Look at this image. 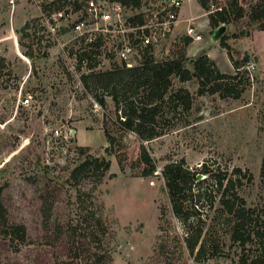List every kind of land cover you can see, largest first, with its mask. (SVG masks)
<instances>
[{"label":"rangeland","instance_id":"rangeland-1","mask_svg":"<svg viewBox=\"0 0 264 264\" xmlns=\"http://www.w3.org/2000/svg\"><path fill=\"white\" fill-rule=\"evenodd\" d=\"M228 1L214 0L210 12ZM78 2L82 0H62L60 6L76 7ZM238 2L247 13L248 0ZM43 5L31 0H0V184L6 186L4 203L11 221L24 223L30 235L28 247H21V252L17 242L0 246L1 263L99 264L94 255L98 259L103 249L112 251L111 264H241L242 258L253 259L258 245L242 247L231 239L229 216L222 211L218 195L213 204L204 201L202 239L208 240L207 248L201 256L196 252L191 255L185 246L186 228L172 211L162 170L169 162L184 158L191 169H202L206 163L218 173H227L236 181V191L246 206L255 209L258 227L264 229V31L258 23L251 22L247 14L226 26V49L221 45L223 33L215 38L218 29L212 31L208 26L210 12L198 0L186 1L181 28L186 30L193 18L202 40L185 47V33L173 35L157 50L158 58L172 59L183 52L192 69L193 61L208 55L227 74L236 72L231 57L238 63L248 58L249 62L239 68L241 96H199L196 78L181 82L173 77L169 93L188 90L193 97L191 110L172 112L166 108L165 134L140 141L134 133L114 127L115 107L110 97L105 96L102 107L84 90L80 77L92 70L70 69L66 54L75 48L73 35L66 23L47 22L44 16L51 12H43ZM26 24L30 26L28 40L22 31ZM55 24L60 26L52 31ZM23 43L33 46V59L25 56L28 48ZM116 63L101 64L95 71L121 66ZM28 95L32 97L30 105L21 106L20 99ZM104 121L116 138L113 144L104 134ZM142 147L156 165L149 177L142 176L143 166L138 161ZM89 158H105L111 162L110 169L101 180L93 168L72 178L71 172ZM235 168L243 173L236 174ZM248 174L250 182L244 176ZM50 191L56 194L52 222H71L79 228L78 235L86 234L71 246L73 255L80 251L75 260L68 257L63 236L57 241L50 230L45 234L47 218L40 197L48 194L51 198ZM78 195L84 199L82 204ZM86 212L103 214L105 235H99L100 225L93 228L98 232L92 237L83 229ZM111 232L113 240L109 239ZM87 249L88 256L84 254Z\"/></svg>","mask_w":264,"mask_h":264},{"label":"trees","instance_id":"trees-1","mask_svg":"<svg viewBox=\"0 0 264 264\" xmlns=\"http://www.w3.org/2000/svg\"><path fill=\"white\" fill-rule=\"evenodd\" d=\"M56 0L51 4L43 6V12L58 11L62 8L60 2ZM127 6L138 8L141 0H115ZM200 5L210 12V7L214 6V0H198ZM77 4V3H76ZM249 11L246 13L244 5L238 0H229L223 7H217L208 14V26L215 31L222 25L229 26L238 23L248 14L251 22L258 23V28L264 31V0H248ZM53 7V9H52ZM30 26L26 24L23 28L24 39H30ZM239 35L234 34L233 37ZM228 34L225 32L221 36L222 47L229 49L227 44ZM185 47L189 46L193 40L190 37L182 39ZM27 46L26 57L33 59V46L23 43ZM233 65L236 69L235 74H227L221 72L216 62L208 55H201L197 60L193 61L192 69L187 66L185 53H180L177 57L166 60L148 59L143 65L133 68L125 66H115L109 71H95L82 74L80 81L84 90L91 93L98 104L102 107L106 105L105 96H108L114 102L115 116L113 117L114 127L120 132H132L140 141H151L165 134L164 110L167 108L172 112H189L193 104V97L186 89H179L176 92L169 93L172 86V78L177 77L181 82H187L194 78L198 80L199 96L219 94L221 98L238 99L241 91L238 87L242 84V76L239 68L249 62L248 58L243 63H238L231 57ZM3 62L4 59H1ZM33 67L35 65H32ZM91 69L93 67H90ZM80 71V68H78ZM104 134L110 144L116 140L109 131L108 121L103 123ZM81 150H84L83 148ZM108 151V149H107ZM143 166L142 176H152L156 171V165L153 157L148 153L145 147L138 158ZM111 162L105 158H89L82 162L71 172L74 179L86 174L90 168L99 174L101 178L110 169ZM202 169L190 168L186 160L180 159L166 164L162 170V177L172 206V211L186 228L185 246L189 253L193 255L195 252L201 256L207 248V241L204 239L205 215L204 201L208 200L213 204L217 195L220 197L219 204L222 211L229 216L227 227L230 229L231 239L240 243L242 247L248 244L258 245L257 254L251 260L247 258L241 259V264H264V229L258 227L255 209L246 206L245 200L239 196L236 191V181L233 177H228L227 173H218L212 166L206 163L202 164ZM236 174H241V168H235ZM205 178L199 180L198 176ZM247 181H251V175H244ZM261 176L264 180V158L261 166ZM240 186L243 185L240 179H237ZM6 186L0 184V246L9 245V243L17 242V250L21 252V247H28L30 243V235L28 228L24 223L13 222L10 219L8 208L4 203V193ZM48 191V190H46ZM45 191V192H46ZM212 191L216 195H212ZM44 192V193H45ZM43 193V194H44ZM82 194V193H81ZM51 198L41 195V210L46 216L45 234L53 232V237L59 241L60 237H64L68 251V257L71 260L79 258L80 251L75 250L72 254V247L78 237L86 238V234L77 233L78 227H73L71 222L65 224L52 222L55 210L56 194L50 191ZM78 200L83 203L84 199L78 195ZM82 211L86 207H81ZM104 216L102 213L94 214L86 212L83 216V228L87 230L89 236L106 234L107 227L104 224ZM100 225L98 231L94 230ZM257 226V228H254ZM93 229V231H92ZM114 232V231H112ZM109 233V239H115L114 233ZM50 236V235H48ZM52 236V235H51ZM203 238V239H202ZM98 239V238H97ZM209 244V243H208ZM85 247L88 248L86 243ZM212 249L216 246L212 244ZM87 252L89 250L87 249ZM99 264L112 263V251L106 252L103 249V255L97 259ZM91 257V255H90ZM2 257L0 254V264Z\"/></svg>","mask_w":264,"mask_h":264},{"label":"built area","instance_id":"built-area-1","mask_svg":"<svg viewBox=\"0 0 264 264\" xmlns=\"http://www.w3.org/2000/svg\"><path fill=\"white\" fill-rule=\"evenodd\" d=\"M31 1L41 6L56 0ZM186 1L141 0L140 7L134 8L115 0H82L76 7L52 11L44 17L47 22L66 23L73 35L75 48L66 54L71 70H97L101 64L116 62L133 68L148 59L166 60L158 58L157 50L170 42ZM189 20L185 35L201 41L193 18ZM56 26L60 24H55L52 31ZM31 99L30 95L20 99L21 106L28 107Z\"/></svg>","mask_w":264,"mask_h":264},{"label":"crops","instance_id":"crops-1","mask_svg":"<svg viewBox=\"0 0 264 264\" xmlns=\"http://www.w3.org/2000/svg\"><path fill=\"white\" fill-rule=\"evenodd\" d=\"M182 14H183V12H181V16H182ZM183 17V16H182ZM181 19H180V21L178 22V24H177V26H176V28H175V30H174V35L175 36H178V35H181V34H184L185 33V31L186 30H184V29H182L181 28ZM187 28V27H186Z\"/></svg>","mask_w":264,"mask_h":264},{"label":"water","instance_id":"water-1","mask_svg":"<svg viewBox=\"0 0 264 264\" xmlns=\"http://www.w3.org/2000/svg\"><path fill=\"white\" fill-rule=\"evenodd\" d=\"M226 26L222 25L221 27L218 28V30L215 32L214 37L218 38L224 31H225ZM202 178V176H198V179Z\"/></svg>","mask_w":264,"mask_h":264}]
</instances>
